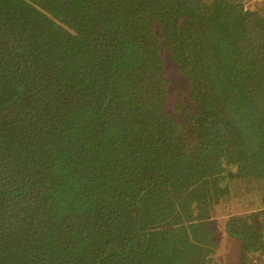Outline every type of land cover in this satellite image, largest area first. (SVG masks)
Segmentation results:
<instances>
[{
	"label": "trees",
	"instance_id": "trees-1",
	"mask_svg": "<svg viewBox=\"0 0 264 264\" xmlns=\"http://www.w3.org/2000/svg\"><path fill=\"white\" fill-rule=\"evenodd\" d=\"M92 2L0 0V264H216L194 204L264 202V10Z\"/></svg>",
	"mask_w": 264,
	"mask_h": 264
},
{
	"label": "rangeland",
	"instance_id": "rangeland-1",
	"mask_svg": "<svg viewBox=\"0 0 264 264\" xmlns=\"http://www.w3.org/2000/svg\"><path fill=\"white\" fill-rule=\"evenodd\" d=\"M73 5L77 14L92 20L94 11L97 9L92 0H66ZM259 7L264 8V0H252ZM97 4L98 0H97ZM171 68L172 66L169 65ZM172 79H176L177 72L169 70ZM177 81V79H176ZM237 194V195H236ZM234 197L222 200L220 203H209L207 206L194 204L193 217L194 222L202 231L201 240L207 244L210 240L215 241V261L216 264H239L240 251L234 240L225 234V225L230 218L236 214L250 215L253 213L254 218L260 226H264V202L259 203L257 200L246 198L243 191H236ZM263 196L257 198L262 199ZM237 240V239H236ZM237 243V242H236Z\"/></svg>",
	"mask_w": 264,
	"mask_h": 264
},
{
	"label": "bare ground",
	"instance_id": "bare-ground-1",
	"mask_svg": "<svg viewBox=\"0 0 264 264\" xmlns=\"http://www.w3.org/2000/svg\"><path fill=\"white\" fill-rule=\"evenodd\" d=\"M263 10H264V8H263Z\"/></svg>",
	"mask_w": 264,
	"mask_h": 264
}]
</instances>
